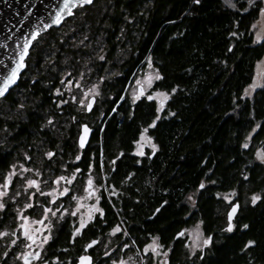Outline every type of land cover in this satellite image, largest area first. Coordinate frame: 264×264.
I'll return each mask as SVG.
<instances>
[{
	"label": "trees",
	"instance_id": "trees-1",
	"mask_svg": "<svg viewBox=\"0 0 264 264\" xmlns=\"http://www.w3.org/2000/svg\"><path fill=\"white\" fill-rule=\"evenodd\" d=\"M101 1L95 0V6ZM103 1L107 8L101 18L90 12L93 3L77 6L73 14L83 9L87 21L95 22L94 15L105 22L110 45L124 24L123 34L132 37V46L119 65L120 74L105 82L111 97H106L93 133L92 165L102 184L104 212L96 220L117 222L137 248L156 236L167 264H264V165L256 158L259 147L264 151V76L251 96L245 94L264 54V41L254 42L252 30L261 0L244 12L221 0ZM235 3L240 9L246 5L243 0ZM55 30L33 42L17 85L4 97L13 106L17 88L27 95L29 102L21 108L25 118L20 111L10 118L0 116V128L10 130L9 141L29 152L33 141L49 132L41 127L44 112L83 121L88 117L72 106L59 116L50 100L54 81H46L55 73L24 78L27 66L40 61L38 39L51 38ZM147 57L159 73L152 89L169 93L159 114L154 99L143 96L131 102L126 94L130 78ZM145 127L156 148L138 156L134 142ZM74 130L72 123V136ZM90 147L80 165L84 169L90 166ZM228 191L235 192L239 204L232 231H226L227 210L219 196ZM250 195L260 198L253 203ZM194 221L211 239L189 256L183 238L175 236ZM250 240L254 243L246 248Z\"/></svg>",
	"mask_w": 264,
	"mask_h": 264
},
{
	"label": "rangeland",
	"instance_id": "rangeland-1",
	"mask_svg": "<svg viewBox=\"0 0 264 264\" xmlns=\"http://www.w3.org/2000/svg\"><path fill=\"white\" fill-rule=\"evenodd\" d=\"M256 1L259 0H249V6ZM222 2L231 9L242 11L236 6V0H222ZM91 7L90 12L101 18L107 4L102 0L99 6L94 4ZM84 13L85 10L83 9H79V12L77 10L51 35L49 34V37L52 36L51 38L45 36L38 39V42H40L39 48H41L40 61L38 63L34 62L30 68L27 66L24 78L28 77L30 80H34L39 79L38 77L42 73L50 74V72H53L56 74V77L47 78L46 81H54L50 92V100L59 116H62V108L65 105L72 106L74 112H83L84 114L89 96H95L94 109L85 121L96 124L103 115L106 97H111L106 92L105 82L120 74L119 65L127 59L131 52L132 37L129 39L125 37L123 34L124 24H122L120 32L112 38L111 42H114V44L110 45L107 39L108 33L103 27L107 24L101 22L94 15H92V19L95 22L87 21ZM134 20L131 18L130 24H133ZM252 30L254 42L264 41V23L261 17L254 21ZM101 55L104 57L102 60L99 59ZM263 76L264 59L256 62L252 82L245 90L246 95L251 96L261 86ZM157 77H159L158 70L147 57L141 68L130 78L126 87V94L131 102L143 96H151L156 101L157 108L159 107V114L169 93L164 90L152 89ZM70 81L71 83H69ZM251 85H255V87H250ZM24 92L17 88L12 93L13 97L17 98L14 107L7 100H2L0 103V116L10 118L20 111V115L25 118L24 113H21V108L23 110L22 105L24 106L29 101L26 99L27 95ZM165 97L167 98L165 99ZM77 120L79 119L76 116L67 117L64 115L60 118L54 114L44 112L41 127L60 137L66 129L71 127L72 123L75 124L76 130L79 127L77 126ZM147 129L148 127H145L141 131L144 132L145 139H141L140 132L134 142L133 152L138 156H140V152H148L156 148V144L148 134ZM11 134L12 132L5 127L0 128V146H4V142L9 140ZM36 140L33 141L30 152L21 149L22 159L13 162L1 172L0 191L4 192V195L0 196V203L4 207L7 202L11 203L21 224L26 226L29 234L35 233L39 238L37 246H40L45 241L44 238L48 237V232L55 222L64 220L67 215L75 216L74 218L80 222L91 220L93 215L99 211L97 209L100 199L98 193L102 184L98 181V175L93 166H89L83 174L80 173V176H78L79 172L77 170H71L73 175L65 172L63 165L66 161L60 160V162L52 164V156L46 155L47 152H51L50 148H47L45 144L41 145L40 140ZM244 144H248V142ZM258 150L264 152L259 147L256 151V158L258 157ZM31 152L34 154L32 155ZM258 160L264 165V160ZM70 161H73V159L71 158ZM55 165L58 167V171L54 169ZM9 173H12V175L9 176ZM5 177H8L9 181L7 188L3 187ZM58 177L63 179L58 180ZM28 180H35L36 184L34 186L28 185ZM89 180H91V184H89ZM65 189H67L66 192ZM60 192H64V195H59ZM219 196L226 205L224 210H228L234 202L235 192H223ZM253 196L250 195L251 201ZM191 200H193L192 196ZM25 205H29V207H25ZM4 207L0 208V211ZM45 208L49 211L45 212ZM114 228H118L117 233H120L117 240L118 259L106 261L104 264H120L121 261L123 264H142L143 262L167 264L166 251L156 237L147 239L140 248H137L132 241H124V233L120 225ZM0 233H4V235H0V240L3 241L6 238V243L13 246L10 241L13 236L12 231L0 229ZM115 233L111 230L103 240L102 248L108 252L112 250L109 242L113 238L111 235ZM180 236L183 238L182 242L189 256L202 250L206 246L203 241L208 239L199 221H194L184 227ZM146 246L148 247L146 248ZM154 246L155 251L153 252L152 248ZM25 252L26 250L23 249L22 254L25 255ZM19 255L20 252L17 257ZM12 261L14 262V258Z\"/></svg>",
	"mask_w": 264,
	"mask_h": 264
},
{
	"label": "flooded vegetation",
	"instance_id": "flooded-vegetation-1",
	"mask_svg": "<svg viewBox=\"0 0 264 264\" xmlns=\"http://www.w3.org/2000/svg\"><path fill=\"white\" fill-rule=\"evenodd\" d=\"M2 100H4V97L0 99V103ZM94 105L90 112H86L84 109V115L90 116L94 109ZM66 107L68 106L65 105L62 108V112H64ZM67 117L69 116L67 115ZM77 123V126L79 127L74 130L73 136L70 133V128H68L60 137L53 134L50 130L47 132L48 134L46 133L47 136L41 135L39 137L41 138V145L45 144L46 147L50 148V151L53 153L51 159L52 164L58 163L60 160L63 162L66 161L63 165L65 167V172L69 173V175H73L71 173L72 169L79 170L77 171L79 172L77 175L80 176V173L83 174L85 170L84 167L80 165H83L85 160H87L86 154L88 153V147L90 146L88 162L90 163V166H93L92 163H94L92 138L96 124H93V122L83 121L82 119L77 120ZM82 123H87L93 129L90 141L84 148L79 147L77 143V137ZM71 137L73 140H71ZM45 138H47V141L42 140ZM21 149L22 147L20 143L11 142L9 140L4 142V146H0V163L3 164L0 165V178L3 170L9 167L13 162L20 161L22 159ZM31 150L32 149H30V151ZM31 154L33 155L34 153L31 152ZM145 154L146 152L144 151L143 155L140 156H144ZM77 157H79V159H77ZM71 158L73 161H70ZM54 169L58 171V167L56 165L54 166ZM94 169L98 175L95 167ZM98 196L101 198V189L99 190ZM98 204L97 209H99V211L93 215L91 220L84 222L83 227H81V222L74 218L75 216L67 215L64 220L55 222L48 232V239L41 243L40 246H37V244H39V238L35 235V233L31 235L29 234L26 226L21 224L16 211L11 206V203L7 202L4 209L0 211V229H8L12 231L13 236L10 241L13 246L6 243V238L3 239V241L0 240V264H25V255L22 254L23 249H25V253L28 254V264H46V262L47 264H77V260L81 255L88 256L90 258V264H104L106 261L118 259L117 240L120 233L118 234L116 232L111 235V237L113 236L112 241L109 242L112 246L111 252L103 249L102 245L108 232H110L114 227L119 226V224L116 222L109 225L102 220H96L98 217L102 218L104 216L103 209L100 206V199ZM77 228H79L80 231L74 235ZM123 233L124 241H128L126 233L124 231ZM29 236L33 239H28ZM152 237L156 236H149L147 239ZM175 237L178 236L176 235ZM13 241H15V243H13ZM92 241H96V243L91 244ZM86 245L91 246L86 247ZM19 252L20 255L17 257ZM105 253H107V255ZM13 258L14 262L12 261ZM143 264H148V262H143Z\"/></svg>",
	"mask_w": 264,
	"mask_h": 264
},
{
	"label": "water",
	"instance_id": "water-1",
	"mask_svg": "<svg viewBox=\"0 0 264 264\" xmlns=\"http://www.w3.org/2000/svg\"><path fill=\"white\" fill-rule=\"evenodd\" d=\"M94 1L95 0H90V2L76 3L74 7H71L62 12L63 18L61 19L59 24H55L53 23V20L56 17V12L61 9L64 0H0V80L3 79V76L6 75L12 67L16 66L21 53L25 52V41H28L26 54L24 55V59L22 61L24 63V67L18 70L17 80L15 81L14 85L10 87V90L15 85H17L26 66V57L29 53L31 45L37 39V37L50 28H59L65 21V19L73 14L74 9H76L77 6H88ZM248 2L246 4L247 6L249 5ZM261 2L262 5L257 19L261 17L264 23V13L261 12V9H264V0H261ZM45 25H47V27H45ZM33 31L37 33L35 37L32 36ZM262 59H264V54L259 59V61ZM9 91H7L5 95L0 96V99L5 97L9 93ZM88 101L92 102L91 108L88 107ZM88 101L85 106L86 112H90L93 108L95 97L90 96L88 98ZM84 127L88 129V132L85 136L84 146L81 147L80 136L84 130ZM92 131L93 129L87 123H82L80 125V130L77 137V143L79 147L84 148L88 145ZM234 204L237 205V211L234 213L232 221L239 209L238 202H233L231 204V206L226 211L228 223V212L231 211ZM178 233L182 234L183 229ZM77 264H80L79 258L77 260Z\"/></svg>",
	"mask_w": 264,
	"mask_h": 264
},
{
	"label": "snow or ice",
	"instance_id": "snow-or-ice-1",
	"mask_svg": "<svg viewBox=\"0 0 264 264\" xmlns=\"http://www.w3.org/2000/svg\"><path fill=\"white\" fill-rule=\"evenodd\" d=\"M81 2H90V0H64V3H63V5L61 6V9L60 10H58L57 12H56V17H55V19L53 20V23H55V24H59L60 23V21H61V19L63 18V16H62V12H64L65 10H67V9H69V8H71V7H74L75 6V4L76 3H81ZM261 12L262 13H264V9H261ZM70 14V13H69ZM45 27H47V25H45ZM37 35V33L35 32V31H33L32 32V36L33 37H35ZM234 35V34H233ZM27 46H28V41H25V45H24V47H25V52H22L21 53V55H20V58H19V61L16 63V66L15 67H12L11 68V70L10 71H8L7 72V74L6 75H4L3 76V79L2 80H0V96H3V95H5V93L7 92V91H9L10 90V87L12 86V85H14V83H15V81L17 80V74H18V70L20 69V68H23L24 67V63L22 62L23 61V59H24V55L26 54V49H27ZM99 59H104V57L101 55L100 57H99ZM65 75H67V73H65ZM157 78H159V77H157ZM69 83H71V81L69 82ZM93 87H95V86H93ZM250 87H255V85H251ZM173 91H175V89H173ZM167 97H165V99H166ZM149 99H152V97L151 96H149ZM61 102H63V101H61ZM82 103H83V101H81ZM91 106H92V102L91 101H88V107L89 108H91ZM162 106V105H161ZM157 111H159V107L157 108ZM49 123H51V121H49ZM155 123H156V121L154 120L153 122H152V124L151 125H149V127H152V126H154L155 125ZM253 131H255V129H253ZM87 132H88V129L86 128V127H84V130H83V132L81 133V136H80V146L81 147H83L84 146V141H85V136H86V134H87ZM141 139L143 140V139H145V137H144V132H141ZM137 143H139V142H137ZM243 147H248V145L247 144H244V145H242ZM140 155H143V152H140L139 153ZM46 155L47 156H49V157H51V156H53V153L52 152H47L46 153ZM27 158V157H26ZM258 159H261V160H264V152H260L259 150H258V157H257ZM77 159H79V157H77ZM21 167H23V166H21ZM25 170H27V169H25ZM77 171H79V170H77ZM12 175V173H9V176H11ZM58 180L59 179H63L62 177H58L57 178ZM8 177H5V183H4V188H7V186H8ZM27 184L28 185H35L36 184V181L35 180H28L27 181ZM89 184H91V180H89ZM204 185H203V183L200 185V187L202 188ZM67 191V189H65V192ZM112 194H114V193H112ZM2 195H4V192H2V191H0V196H2ZM17 195H19V193H17ZM59 195H61V196H63L64 195V192H60L59 193ZM260 197L259 196H256V195H254L253 197H252V202L253 203H255L256 202V200L257 199H259ZM226 199H227V197H226ZM4 207V205L2 204V203H0V208H3ZM25 207H29V205H25ZM47 211H49L47 208H45V212H47ZM157 211H159V209H157ZM237 211V205H233L232 206V209H231V211H229L228 212V220H229V223H228V225H227V228H226V231H232V223H231V221H232V217H233V215H234V213ZM73 214H75V213H73ZM102 214V213H101ZM155 214V213H154ZM84 226V222L82 221L81 222V227H83ZM246 227V226H245ZM80 231V229L79 228H77L76 230H75V232H74V235L76 234V233H78ZM117 231H119V229L118 228H113L112 229V232L113 233H115V232H117ZM0 235H4V233H0ZM177 235H181L180 233H177ZM28 239H33L31 236H29L28 237ZM45 240H47L48 239V237H45L44 238ZM210 239H211V237H209L208 239H205L204 241H203V243H204V245H207V244H209V242H210ZM13 243H15V241H13ZM96 243V241H92L91 242V244H95ZM254 243V241H248V243L245 245V247L247 248L249 245H252ZM91 245H86V247H90ZM125 247H127V245H125ZM148 246H146V248H147ZM152 250H153V252L155 251V246L152 248ZM106 255H107V253H105ZM27 256H28V254L27 253H25V264H28V259H27ZM79 261H80V264H90V258L88 257V256H85V255H82V256H80L79 257ZM46 264H47V262H46ZM120 264H123V262L121 261L120 262Z\"/></svg>",
	"mask_w": 264,
	"mask_h": 264
},
{
	"label": "built area",
	"instance_id": "built-area-1",
	"mask_svg": "<svg viewBox=\"0 0 264 264\" xmlns=\"http://www.w3.org/2000/svg\"><path fill=\"white\" fill-rule=\"evenodd\" d=\"M245 2V4H247L248 0H243ZM249 7V5H245L243 8H241L240 10L244 11Z\"/></svg>",
	"mask_w": 264,
	"mask_h": 264
}]
</instances>
